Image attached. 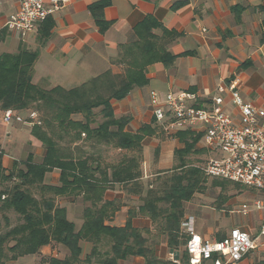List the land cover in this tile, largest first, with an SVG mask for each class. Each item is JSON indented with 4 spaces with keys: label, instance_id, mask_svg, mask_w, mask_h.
Masks as SVG:
<instances>
[{
    "label": "crops",
    "instance_id": "1",
    "mask_svg": "<svg viewBox=\"0 0 264 264\" xmlns=\"http://www.w3.org/2000/svg\"><path fill=\"white\" fill-rule=\"evenodd\" d=\"M96 1L69 0L51 15L53 26L48 35L40 36L38 27L35 32L22 36L4 25L9 14L16 10L18 0H0V30L5 35L0 42V54L22 49L36 52L29 72L30 81L43 88L61 86L69 89L108 69L120 73L121 66L115 60L123 45L135 42L138 37L135 28L146 16L151 15L158 24L152 32L159 38L164 31L171 33L166 46L173 56L172 61L168 64L160 61L149 64L145 85L134 87L124 98L111 101V112L115 118H129L125 131L135 133L144 124L155 128L152 134L145 135L141 140L142 193L130 192L122 183H112L105 191L104 198L116 200L118 206L106 223L123 226L128 210L136 209L142 203L141 196L147 187L159 181L162 174L172 172L176 161L174 150L183 146V141L176 135L183 129L164 130L155 120L150 103L151 90L162 98L169 91L175 94L193 92L197 102L206 104L218 94L220 84L227 85L237 80V90L243 100L264 109V0H109V5L98 14L108 24L103 32L98 30L96 17L89 9ZM220 95L224 99L221 108L237 118L239 113L227 91ZM30 110L26 108L15 112L26 117ZM72 118L84 119L79 112L73 113ZM30 129L31 126L24 123L5 124L0 110L1 164L6 171L11 170L14 163H22L29 152L33 153L36 161L42 157L44 148L31 136ZM83 136L80 144L86 152L95 146L104 154L105 151L100 148L109 146L90 145L91 142H85ZM201 144L203 146L202 139ZM115 148L117 153L124 152ZM58 179L59 171L52 170L46 173L44 181L57 184ZM245 187L249 190L241 189L238 195L246 197L238 201V195L229 196L216 202L218 207L194 196L196 203H206L211 206L210 210L204 212L199 208H189L192 199L184 203L183 218L193 217L194 230L203 239H220L232 227L247 231L256 238V246L235 264H264V235L259 234L264 224V208L242 209L243 204H250L255 199L264 201V194L260 191L256 193L255 188ZM62 205L68 220L74 223L75 229H79L84 206L81 195L63 200ZM214 209L221 211V217H217ZM228 214L231 215L230 221L225 225L221 219ZM132 225L147 230L150 264H175L169 259L174 250L180 255L181 264H186L183 246L179 249L170 247L160 225L154 224L149 216H133ZM79 246L81 259L90 255L93 246L90 241L80 240ZM67 252L65 246L49 243L42 245L38 253L18 257L10 264H42L41 257L62 258ZM147 261L142 255H131L119 259L117 264H147ZM92 264L101 263L95 256Z\"/></svg>",
    "mask_w": 264,
    "mask_h": 264
},
{
    "label": "trees",
    "instance_id": "2",
    "mask_svg": "<svg viewBox=\"0 0 264 264\" xmlns=\"http://www.w3.org/2000/svg\"><path fill=\"white\" fill-rule=\"evenodd\" d=\"M109 3V0H98L89 6L101 32L108 24L98 14ZM157 25L149 15L136 26L137 39L123 45L115 60L121 66L120 73L108 69L69 89L43 88L30 81L29 72L36 52L22 49L0 54V110L30 108L37 111L41 123L32 125L30 134L44 148L39 161L29 152L21 166L14 163L9 171L2 167L0 150V264L36 254L42 245L49 243L61 244L68 252L62 258L41 257L42 264H92L95 256L98 263L117 264L119 259L131 255H142L150 264L147 230L132 225V217L137 214L147 215L154 224H159L170 247L179 249L185 245L187 237L180 230L184 203L203 190L207 177L201 170L202 163L194 164V158L189 156L203 151L208 155L204 147L197 146L201 133L189 129L176 132L183 146L174 150L177 162L171 174L159 177L160 184L151 183L147 187L141 196L142 203L128 210L123 226L106 223L118 209L116 200L104 198L112 183H122L130 192L141 194L143 190L141 140L155 128L144 124L135 133L125 131L129 118H115L111 101L124 98L134 87L145 85L149 64L172 61L173 56L166 46L171 33L164 31L159 38L152 32ZM52 26L53 20L48 16L39 24L40 36L48 35ZM4 38V31L0 30V42ZM77 112L82 113L84 119H73L72 114ZM97 115L102 120L92 126ZM82 134L90 145H113L124 152L111 160H106L95 146L86 152L80 144ZM52 170L59 171L57 184L44 181L46 173ZM213 180L215 184L228 181ZM222 185L221 188H225ZM78 195L84 204L83 222L75 229L58 199ZM217 197L219 201L225 199L221 192ZM12 215L15 216L13 223ZM80 240L93 244L90 255L84 259L80 258ZM182 252L186 260L187 253Z\"/></svg>",
    "mask_w": 264,
    "mask_h": 264
},
{
    "label": "built area",
    "instance_id": "3",
    "mask_svg": "<svg viewBox=\"0 0 264 264\" xmlns=\"http://www.w3.org/2000/svg\"><path fill=\"white\" fill-rule=\"evenodd\" d=\"M69 0H18L17 8L9 14L5 27L22 36L35 32L48 16L63 8ZM227 91L230 101L238 111L237 118L221 108L224 102L220 93ZM218 94L206 104L197 102L193 92H167L160 97L151 90L150 103L153 115L164 130L189 129L201 133L208 155L201 170L207 177L228 180L255 188L264 194V109L244 101L237 90V80L220 84ZM5 124L13 122L27 125L40 124L39 114L30 110L26 117L12 108L2 110ZM84 135V134H82ZM264 208L262 199L243 204V210ZM182 233L186 235L183 250L186 264H235L256 246V238L247 231L232 227L220 239H203L194 230L191 216L182 218ZM264 235V224L260 227ZM169 259L181 264L180 255L174 250Z\"/></svg>",
    "mask_w": 264,
    "mask_h": 264
},
{
    "label": "rangeland",
    "instance_id": "4",
    "mask_svg": "<svg viewBox=\"0 0 264 264\" xmlns=\"http://www.w3.org/2000/svg\"><path fill=\"white\" fill-rule=\"evenodd\" d=\"M102 120V117L101 116H97V118L95 119V123H93L92 124V126H95L98 122H100ZM83 136V135H82ZM84 137V136H83ZM202 137V136H201ZM201 137H200V139H199V145H200V140H201ZM197 146H198V143H197ZM199 148H203V146H202V144L200 145V146H198ZM100 150L101 151H105V152H103L104 153V156H105V158H106V160H111V159H116V158H118L122 153H120V152H118L117 153V150H116V148H115V146H113V145H109L108 147H102V148H100ZM113 153V154H112ZM189 158L190 159H193L194 158V160H193V162H194V164H196V165H200V163H202V165H203V162L206 160V158H207V154H206V152H202V153H200V154H196V155H190L189 156ZM176 159V162H177V158H175ZM176 164V163H175ZM17 166H21V163H17ZM141 168H142V165H141ZM143 169V168H142ZM169 174H171V172H167V173H164V174H162L161 176L164 178L166 175H169ZM160 176V177H161ZM162 180L160 179L159 181H156V182H154L153 184H154V186L156 185V183H157V185L158 184H160V182H161ZM213 178H209V177H206V181H205V183H204V188H203V190L200 192V193H196L194 196L196 197V199L198 200H201L202 202H207V203H210V204H212L213 206H217V203L216 202H218L219 201V199H218V194L221 192V193H223L224 194V198L225 199H227L229 196H235V195H238L240 192H241V189L244 191V190H249L248 188H246L245 186H243V187H239L238 185H235V184H237V183H231V182H229V181H221V183L220 184H215V183H213ZM219 182H220V180H218ZM217 181V182H218ZM222 184H224V186H225V188H221L223 185ZM222 185V186H221ZM160 186V185H159ZM255 191H256V193H258L259 191L257 190V189H255ZM195 197H193L192 199H193V201H192V203L191 202H189V204H191L190 205V207L189 208H193V209H195V208H199V209H201V211H207V210H210V205H206V203H204L205 205H201V204H198V203H196L195 201H196V199H195ZM241 197H246L245 195H238L237 196V199H238V201L241 199ZM191 199V200H192ZM63 200L64 199H58V201L62 204L63 203ZM214 200H217V201H214ZM239 203V202H238ZM240 204V203H239ZM186 206V205H185ZM218 207V206H217ZM211 213L213 212V210L212 211H210ZM214 212H216V214H217V217L218 216H220L221 217V211L219 210V209H214ZM230 214H228V216H226V217H223L222 219H221V222H223L225 225H228V223H229V221H230ZM10 218H11V220H13L12 221V223L13 222H15V216H10ZM206 219V218H205ZM180 228H181V226H180ZM181 230H182V228H181ZM182 248V247H181Z\"/></svg>",
    "mask_w": 264,
    "mask_h": 264
},
{
    "label": "bare ground",
    "instance_id": "5",
    "mask_svg": "<svg viewBox=\"0 0 264 264\" xmlns=\"http://www.w3.org/2000/svg\"><path fill=\"white\" fill-rule=\"evenodd\" d=\"M232 183H234V182H232Z\"/></svg>",
    "mask_w": 264,
    "mask_h": 264
}]
</instances>
